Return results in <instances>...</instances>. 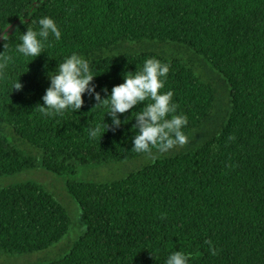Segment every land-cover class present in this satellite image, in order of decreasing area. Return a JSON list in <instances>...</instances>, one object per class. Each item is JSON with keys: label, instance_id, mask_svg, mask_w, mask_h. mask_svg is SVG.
<instances>
[{"label": "trees", "instance_id": "obj_1", "mask_svg": "<svg viewBox=\"0 0 264 264\" xmlns=\"http://www.w3.org/2000/svg\"><path fill=\"white\" fill-rule=\"evenodd\" d=\"M58 1L0 0L12 57L0 70V176L42 167L68 177L84 229L72 238L67 211L37 183L0 188V253L47 251L33 264H166L174 251L190 255L187 264H264V0ZM45 16L61 38L50 34L36 58L18 53L19 37ZM73 53L89 62L102 98L146 59L169 64L160 92L173 91L188 139L224 107L222 118L213 133L170 154L132 151L143 105L118 113L121 127L92 139L89 127L112 121L87 93L79 111L34 110L48 74ZM18 80L22 90L12 91ZM146 156L120 180L77 178L90 164Z\"/></svg>", "mask_w": 264, "mask_h": 264}, {"label": "clouds", "instance_id": "obj_2", "mask_svg": "<svg viewBox=\"0 0 264 264\" xmlns=\"http://www.w3.org/2000/svg\"><path fill=\"white\" fill-rule=\"evenodd\" d=\"M38 24V30L29 27L19 37L21 43L16 46V51L25 57L40 56L50 34L56 40L61 38L62 34L57 24L50 17L45 16L39 19ZM6 30L0 31L2 33L0 40L4 41L5 49L0 54V70L5 69L8 62L12 60V57L6 54L10 39ZM169 71V64L161 63L155 58L146 59L142 68L134 73L126 72L123 75L124 83L113 87L111 94L107 98H102L101 94L96 92V85L92 84L96 76L90 70L89 62L73 53L58 64L55 72L48 74L51 83L42 97L43 105L37 104L34 110L45 116L63 115L64 110L68 108L79 111L84 105L82 96L87 93L96 102L94 108L107 106V115L112 121L110 125L103 121V124L88 128L90 138L95 139L102 131L103 133L109 130L115 131L121 127L122 122L117 118L118 113L123 115L138 105H143L139 111L135 112L133 128L136 134L132 138V151L150 155L155 148L165 153L177 145L184 146L189 142L182 131L188 124V117L176 114L178 105L172 102L173 91L160 92L164 88L162 78H166ZM22 88L23 85L19 80L13 82L12 91H21ZM102 91L105 94L108 93L107 88ZM145 101L149 102L145 104ZM229 140L234 141L235 136H229ZM164 218L165 216L162 215L161 219ZM205 243L210 246L211 255L218 254L210 240H206ZM189 259L190 255L182 251H174L168 256L166 264H187Z\"/></svg>", "mask_w": 264, "mask_h": 264}, {"label": "rangeland", "instance_id": "obj_3", "mask_svg": "<svg viewBox=\"0 0 264 264\" xmlns=\"http://www.w3.org/2000/svg\"><path fill=\"white\" fill-rule=\"evenodd\" d=\"M60 1L62 0H59L58 2ZM190 56L194 59L196 65H199V67L202 68V71L205 72L208 77L217 81L216 74H213L201 61L196 59L194 56ZM223 110L224 107L223 109H217L201 126L200 130L197 131L190 139H188L189 142L186 145H177L168 152H165V154H170L177 150H185L190 146H193L197 141H199V139H202L206 135L213 133L222 118ZM144 158L147 159L148 156L132 161H124L106 165L90 164L87 165V167H84L79 172L77 178L101 183L120 180L126 177L128 174L133 173L137 169H139L140 166L145 162ZM153 161L154 160L152 159L150 162ZM68 181V177H58L46 171L42 167H36L14 175L0 176V188H5L25 182H34L41 185L45 188V190L51 193L56 198V200L65 208L68 215L70 216L73 228L76 231L72 234V238H77L84 228L80 220V208L72 195H70L67 191L66 182ZM46 252L47 251L26 255L0 253V264H33L38 258H42L45 254H47Z\"/></svg>", "mask_w": 264, "mask_h": 264}]
</instances>
